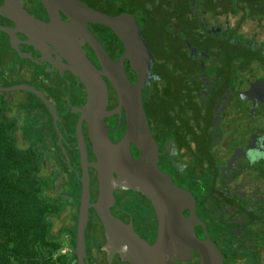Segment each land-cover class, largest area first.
Instances as JSON below:
<instances>
[{
	"label": "flooded vegetation",
	"instance_id": "obj_1",
	"mask_svg": "<svg viewBox=\"0 0 264 264\" xmlns=\"http://www.w3.org/2000/svg\"><path fill=\"white\" fill-rule=\"evenodd\" d=\"M80 1L109 15L129 12L144 20L143 37L155 61L143 103L158 166L192 194L184 215L190 217L194 209L198 241L214 243L224 264H264V0H139L135 7L128 0ZM11 4L50 21L41 0H0V87L27 85L41 94L3 90L0 102L26 134L28 148L38 153L47 195L59 207L56 218L76 241L85 181L92 203L99 194L89 93L56 45L30 38L28 24L11 18ZM1 27L13 32L14 43ZM88 27L118 61L124 45L114 31L98 23ZM83 48L102 70L90 44ZM123 66L134 84L135 72ZM102 77L107 111H115L118 94ZM104 122L110 139L119 142L127 126L125 108ZM130 148L139 159L141 151L134 143ZM114 197L111 213L126 224L132 221L153 244L159 229L153 202L127 188L114 190ZM85 237L86 264H130L102 249L105 230L92 207ZM202 254L193 249L186 260L172 264H201Z\"/></svg>",
	"mask_w": 264,
	"mask_h": 264
},
{
	"label": "water",
	"instance_id": "obj_2",
	"mask_svg": "<svg viewBox=\"0 0 264 264\" xmlns=\"http://www.w3.org/2000/svg\"><path fill=\"white\" fill-rule=\"evenodd\" d=\"M41 2L49 13V22L39 20L23 7L17 8L12 4L11 18L19 25L28 24L30 38L56 45L61 55L70 62L69 69L83 80L89 93L91 134L98 158L94 167L98 171L99 194L92 203L89 184L85 181L77 221L74 264H86L85 232L90 207L94 208L104 226L106 242L102 249L108 253H118L122 260L130 264H172L176 259L186 260L192 255L193 249L202 251L204 258L201 264H224L214 243L198 241L194 229L197 218L194 209L190 217L184 215V210L190 208L188 201L191 198L193 200L192 194L176 186L171 177L158 166V146L150 130L143 103V90L154 81L152 68L155 61L143 37L144 20L129 12L109 15L90 8L80 0ZM60 12L70 21H64ZM89 23L110 27L122 41L124 53L118 61L109 56L92 34ZM1 29L11 36L14 43L13 32L3 27ZM22 32L27 34L24 29ZM86 42L95 51L102 70L88 59L83 48ZM123 63L135 72L134 84L128 78ZM102 75L110 80L118 94L119 106L115 111H107L108 88ZM11 89H29L41 95L27 85L7 89L0 87V91ZM122 107L126 110V131L120 141L114 143L108 136L104 117L121 113ZM132 143L141 151L139 159L132 156ZM119 188L139 191L153 202L159 219L158 237L153 244L135 231L132 221L126 224L111 213L115 203L114 190Z\"/></svg>",
	"mask_w": 264,
	"mask_h": 264
},
{
	"label": "trees",
	"instance_id": "obj_3",
	"mask_svg": "<svg viewBox=\"0 0 264 264\" xmlns=\"http://www.w3.org/2000/svg\"><path fill=\"white\" fill-rule=\"evenodd\" d=\"M11 118L0 102V264H74L75 256L55 257L66 225L53 231L59 207L47 195L38 153Z\"/></svg>",
	"mask_w": 264,
	"mask_h": 264
},
{
	"label": "rangeland",
	"instance_id": "obj_4",
	"mask_svg": "<svg viewBox=\"0 0 264 264\" xmlns=\"http://www.w3.org/2000/svg\"><path fill=\"white\" fill-rule=\"evenodd\" d=\"M54 226H53V231H58L60 228H62V221L59 218H56V216L53 218ZM61 239H62V247L58 254L55 255L57 257L58 255H67V257L71 260L73 251L75 248L74 240H71L69 234L65 231H62L61 234Z\"/></svg>",
	"mask_w": 264,
	"mask_h": 264
}]
</instances>
